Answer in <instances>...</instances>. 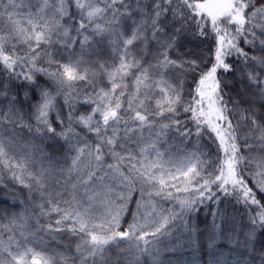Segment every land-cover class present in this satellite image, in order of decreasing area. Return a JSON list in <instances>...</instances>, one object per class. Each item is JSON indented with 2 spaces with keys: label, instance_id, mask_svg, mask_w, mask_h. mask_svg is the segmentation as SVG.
<instances>
[{
  "label": "snow or ice",
  "instance_id": "snow-or-ice-1",
  "mask_svg": "<svg viewBox=\"0 0 264 264\" xmlns=\"http://www.w3.org/2000/svg\"><path fill=\"white\" fill-rule=\"evenodd\" d=\"M5 176L0 264H264V0H0Z\"/></svg>",
  "mask_w": 264,
  "mask_h": 264
},
{
  "label": "trees",
  "instance_id": "trees-1",
  "mask_svg": "<svg viewBox=\"0 0 264 264\" xmlns=\"http://www.w3.org/2000/svg\"><path fill=\"white\" fill-rule=\"evenodd\" d=\"M188 47H192L191 44H188L185 41ZM229 80H232L231 76L227 77ZM229 91L235 95L236 86L233 85ZM86 106L81 108V111H85ZM39 143V141H37ZM61 144L54 141H47L43 147L47 153L52 154L54 157H59L63 155V150L61 148ZM6 185V187H5ZM27 189H22V187L18 184L13 187V183L11 180L5 176L3 181H0V215H4L5 213H18L22 212L26 207L24 201L28 197ZM221 208L231 214L233 212V206L230 203H222ZM129 213L125 215L124 220L126 222H131V212L135 210V206H129ZM211 211V207H204L201 211L196 214L195 223L198 225L199 229H201V249L198 253H193L191 251H185L183 253H167V259L171 261V264H177V261H180V264H192V259L196 256L200 262V264H207L208 255L206 250L203 247L204 236L206 232V226L211 223L212 217L208 213ZM7 223V220L3 221ZM34 222V221H33ZM45 218H41V223H45ZM123 227L127 226V223L122 225ZM76 243V237L70 236L68 233H55L54 238L48 235H44L42 247H47L49 251L56 253L59 258V254L65 252L66 249H74ZM257 251L264 249V237L260 238V241L256 245ZM255 264H259V257L256 256L254 258Z\"/></svg>",
  "mask_w": 264,
  "mask_h": 264
}]
</instances>
